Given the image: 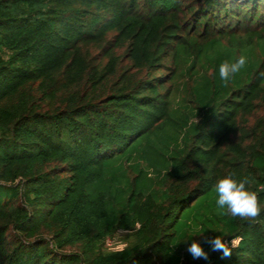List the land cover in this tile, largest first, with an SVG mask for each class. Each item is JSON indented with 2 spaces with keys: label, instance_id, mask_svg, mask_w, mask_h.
I'll return each mask as SVG.
<instances>
[{
  "label": "trees",
  "instance_id": "1",
  "mask_svg": "<svg viewBox=\"0 0 264 264\" xmlns=\"http://www.w3.org/2000/svg\"><path fill=\"white\" fill-rule=\"evenodd\" d=\"M262 29L264 0H0V264H264V49L225 86L238 51L199 46ZM226 174L256 221L218 207Z\"/></svg>",
  "mask_w": 264,
  "mask_h": 264
},
{
  "label": "clouds",
  "instance_id": "2",
  "mask_svg": "<svg viewBox=\"0 0 264 264\" xmlns=\"http://www.w3.org/2000/svg\"><path fill=\"white\" fill-rule=\"evenodd\" d=\"M246 63L247 58L240 55L234 62L225 60L219 65V76L225 86L236 73L245 67ZM248 184L247 178L237 180L232 174H226L217 178L213 188L217 195L216 203L220 209L226 210V214L254 222L260 217L262 209L257 192L251 190L247 186ZM205 242L211 246L213 252H221L222 259H227L232 256V249L239 244L240 239L236 237L226 240L220 234L214 238L206 239ZM187 251L193 259H208V253L196 240L191 242Z\"/></svg>",
  "mask_w": 264,
  "mask_h": 264
},
{
  "label": "rangeland",
  "instance_id": "3",
  "mask_svg": "<svg viewBox=\"0 0 264 264\" xmlns=\"http://www.w3.org/2000/svg\"><path fill=\"white\" fill-rule=\"evenodd\" d=\"M199 46H202L203 48V58L207 57V55L212 56L213 48H226L232 51L237 50L239 55H244L247 59H252L259 55L264 49V29L259 31L241 30L235 34L225 35L212 40H206L203 43H200ZM202 63H196L198 68L192 76L193 80L200 76L202 69L199 67L202 65ZM185 80L189 81L188 79ZM187 97L188 91H186L184 88H177L173 98V104L171 106L172 111L178 112L181 111L183 107H189V105L184 101V99ZM193 118L196 120L198 119L196 116H193ZM131 234L132 233L127 230L118 231L112 238L106 241L104 247L108 250L121 248L127 243L128 240L131 239Z\"/></svg>",
  "mask_w": 264,
  "mask_h": 264
}]
</instances>
